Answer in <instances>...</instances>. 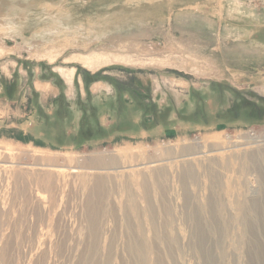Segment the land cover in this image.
Returning <instances> with one entry per match:
<instances>
[{
  "label": "rangeland",
  "instance_id": "obj_1",
  "mask_svg": "<svg viewBox=\"0 0 264 264\" xmlns=\"http://www.w3.org/2000/svg\"><path fill=\"white\" fill-rule=\"evenodd\" d=\"M0 84V264H264V0H0Z\"/></svg>",
  "mask_w": 264,
  "mask_h": 264
},
{
  "label": "bare ground",
  "instance_id": "obj_2",
  "mask_svg": "<svg viewBox=\"0 0 264 264\" xmlns=\"http://www.w3.org/2000/svg\"><path fill=\"white\" fill-rule=\"evenodd\" d=\"M52 61V60H50ZM78 61L83 65L84 68H86L87 70H96L98 69L100 66H102V62H100L101 60L100 59H96L95 57H91V56H79L78 57ZM56 72L61 76V77H64L66 82H70L72 83L73 82V77H74V69H70V70H65V68H57L56 69ZM42 91H45L48 89V85H40V88H38ZM199 143V142H198ZM254 144V143H253ZM242 147V146H241ZM204 148V147H203ZM211 148V147H210ZM213 148V146H212ZM262 149V148H261ZM8 150V149H7ZM220 150V149H218ZM263 150V149H262ZM213 152L215 151V149H211L210 152ZM217 151V149H216ZM202 152V151H201ZM200 152V153H201ZM220 153V152H219ZM192 154V153H191ZM203 154V153H202ZM210 154V153H209ZM222 154V153H221ZM225 154V153H224ZM11 155V154H10ZM49 156V155H48ZM46 154L44 155H41L40 159L42 161H45V162H51L52 160L48 157ZM217 155L215 154H210L209 157H215ZM208 157V156H207ZM123 159V158H122ZM194 159V158H193ZM12 160V159H11ZM209 160V159H208ZM185 161V159H184ZM197 161V160H196ZM112 162V161H111ZM186 162V161H185ZM97 163H101V162H97ZM42 164V163H41ZM211 164V162H210ZM113 165V164H112ZM196 165V164H195ZM46 166V165H45ZM204 166V165H203ZM53 168V167H51ZM148 168V167H147ZM54 169V168H53ZM12 171V170H11ZM50 171V170H49ZM3 172V171H2ZM186 172V170H185ZM191 172V171H190ZM190 172L188 171L187 173L190 174ZM9 173V172H8ZM21 173V172H20ZM27 175V174H26ZM37 175V174H36ZM54 175V174H52ZM152 175V174H151ZM7 177V176H6ZM28 177V176H27ZM134 178V177H133ZM163 178V177H162ZM84 180V179H83ZM103 180V179H102ZM46 181L47 182H50V177H46ZM82 181V180H81ZM27 182V181H26ZM86 182V181H85ZM89 182V181H88ZM97 183V182H96ZM104 184V183H103ZM115 184V183H114ZM86 185V184H85ZM88 185V184H87ZM117 186V185H116ZM167 186V185H166ZM87 187V186H86ZM144 187V186H143ZM103 190V189H102ZM50 191V190H49ZM125 192V191H124ZM4 195V194H3ZM44 196V195H43ZM120 196V195H119ZM124 196V195H123ZM43 198V197H42ZM31 199V198H30ZM40 203V202H39ZM103 203V202H102ZM136 207V206H135ZM89 210V209H88ZM141 211V210H140ZM136 212V211H135ZM245 212V211H244ZM138 214V213H137ZM93 216V215H92ZM88 217V216H87ZM145 223V222H144ZM168 225V224H167ZM92 226V225H91ZM34 227V226H33ZM108 227V226H107ZM148 227V226H147ZM155 227V226H154ZM78 229V228H77ZM199 231V230H198ZM78 233V232H77ZM87 233V232H86ZM90 234V233H89ZM76 235V234H75ZM145 236V235H144ZM154 236V235H153ZM29 237V236H28ZM220 238V237H219ZM18 239V238H17ZM204 239V238H203ZM137 240V239H136ZM167 240V239H166ZM133 241V239H132ZM140 242V241H139ZM146 242V241H145ZM142 243V241H141ZM10 245V244H9ZM101 245V244H100ZM149 245V244H148ZM175 246V245H174ZM14 247V246H13ZM35 247V246H34ZM195 248V247H194ZM125 249V248H124ZM171 249V248H170ZM258 249V248H257ZM24 250V249H23ZM113 250V249H112ZM130 253L135 256L136 260L138 259L137 261V264H145V261L148 257V254L149 252H151L149 250V247L147 245H144V244H139L138 242L135 244L132 242V244L130 245ZM91 251V250H90ZM108 251V250H107ZM184 252V251H183ZM5 253V252H4ZM259 254V252H258ZM30 255V254H29ZM209 255V254H208ZM170 256V255H169ZM198 256V255H197ZM207 256V255H206ZM131 257V256H130ZM191 257V256H190ZM194 257V256H193ZM192 257V258H193ZM209 258V256H208ZM3 259V258H2ZM8 259V257H7ZM187 259V258H186ZM189 259V258H188ZM12 260V259H11ZM229 261V260H228ZM13 262V261H12ZM148 262V261H147ZM146 262V263H147ZM209 262V261H208ZM135 263V262H134ZM211 263V262H209Z\"/></svg>",
  "mask_w": 264,
  "mask_h": 264
},
{
  "label": "trees",
  "instance_id": "obj_3",
  "mask_svg": "<svg viewBox=\"0 0 264 264\" xmlns=\"http://www.w3.org/2000/svg\"><path fill=\"white\" fill-rule=\"evenodd\" d=\"M127 92V91H126ZM128 93H130L129 91H128ZM120 95V94H119ZM13 98H14V96H12ZM65 100V99H64ZM89 100H91V99H89ZM57 101V100H56ZM102 101H94L91 105H90V110H91V113L89 114L90 116H95V115H98V116H96L97 117V119H98V121H99V123H97L96 125V129L95 130H93L92 129V131L91 132H97V133H99V134H101L102 135V119H101V117H102V114H105L106 115V112H105V110H103L102 109V103H101ZM57 103V102H56ZM65 107H67V103L65 102ZM68 107H69V109H71V104H70V106H69V104H68ZM128 109H133V110H135V111H137V106L135 105L134 107H130V106H128ZM118 111V110H117ZM116 111V112H117ZM67 112H64V114H66ZM83 113H84V115L85 116H88V111L86 110V112H85V109H84V111H83ZM111 113V112H110ZM136 113H138V112H136ZM69 114V113H68ZM119 114H121V112H119ZM87 118H89V117H87ZM47 119H48V117H47ZM99 119H101V120H99ZM62 122H64V121H62ZM94 122V121H93ZM50 123H51V121H50ZM62 124V123H61ZM66 124H67V126L68 127H70L71 128V130H73V124H72V122H66ZM62 125H64L65 126V122H64V124H62ZM81 125V126H80ZM84 125H85V120H80V122H79V126L81 127V128H83L84 127ZM92 125V124H91ZM91 130V129H90ZM105 131H106V129H105ZM64 134H66V133H64Z\"/></svg>",
  "mask_w": 264,
  "mask_h": 264
},
{
  "label": "crops",
  "instance_id": "obj_4",
  "mask_svg": "<svg viewBox=\"0 0 264 264\" xmlns=\"http://www.w3.org/2000/svg\"><path fill=\"white\" fill-rule=\"evenodd\" d=\"M81 83H82V81H81ZM3 88V85H1L0 84V89H2ZM82 89H83V91L85 92V90H84V85H82ZM59 95H60V93H58V95L56 96V95H54V97H53V99H57V97H59ZM64 97L65 98H67L68 100H69V96L67 95V92H65V94H64ZM64 98V99H65ZM99 100L98 101H102V98H100L99 96L97 97ZM67 99H65L66 101H67ZM97 100V99H96Z\"/></svg>",
  "mask_w": 264,
  "mask_h": 264
}]
</instances>
